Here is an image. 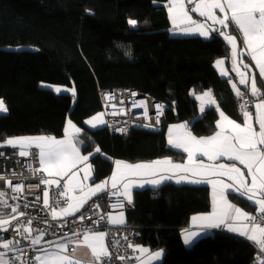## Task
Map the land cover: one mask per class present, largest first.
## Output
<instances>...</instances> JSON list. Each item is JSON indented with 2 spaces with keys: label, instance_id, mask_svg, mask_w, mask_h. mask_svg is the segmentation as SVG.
<instances>
[{
  "label": "trees",
  "instance_id": "trees-1",
  "mask_svg": "<svg viewBox=\"0 0 264 264\" xmlns=\"http://www.w3.org/2000/svg\"><path fill=\"white\" fill-rule=\"evenodd\" d=\"M230 56V46L217 35L173 38L166 0H0V99L8 108L0 116V143L22 136L63 138L71 118L81 129L83 152L100 149L92 160L96 181L107 179L117 160L184 161L168 144L167 126L185 123L205 137L219 120L214 108L200 114L193 92H215L219 106L242 119L230 81L214 68ZM45 85L74 87L75 95ZM114 88L136 89L165 103L163 130L118 137L107 126L89 129L85 121L102 112L101 92ZM134 199L126 226L137 232L139 245L165 251L161 264H255L254 246L226 233L184 245L182 231L192 216L211 210L208 186L166 183L138 190Z\"/></svg>",
  "mask_w": 264,
  "mask_h": 264
},
{
  "label": "snow or ice",
  "instance_id": "snow-or-ice-1",
  "mask_svg": "<svg viewBox=\"0 0 264 264\" xmlns=\"http://www.w3.org/2000/svg\"><path fill=\"white\" fill-rule=\"evenodd\" d=\"M188 4L193 6L189 8ZM166 7L173 31L195 34L206 39L214 38L212 33H216L230 45L233 71L240 77L239 83L249 87L251 95L258 98V102L254 105L255 125L253 113L248 111V105L241 104L243 123H237L221 111L219 113L220 120L217 124L220 130L215 135L206 138L198 139L190 132L176 134L179 129L187 128V125L174 126L169 129L168 143L175 148L183 149L188 154L187 164H175L169 159L135 164L117 160L115 161V172L108 179L95 183L94 186L85 183L91 178L92 167L85 163L89 156L82 155L77 146L80 143L78 136L81 129L71 120L67 122L68 126L65 129L63 139L46 135L22 136L7 138L3 143H0V147L16 148L21 157L34 155L38 159L39 168H32L30 163L26 167L36 173L46 174V177L39 181L40 184L54 185L61 189L57 200L54 201L55 206L49 203V192L47 190L43 192V204L45 208H50L53 220L74 215L89 199L101 192L110 193L112 197H123L130 204L133 185L139 184L140 187H143L144 183L158 185L166 179H173L177 172L180 173L177 179L178 183L210 184L212 186L213 210L207 215L193 216L191 218L192 224L200 229L224 227L230 232L245 237L259 250L255 264H264V92L257 87L256 74L252 73L249 76L250 65L243 63L242 60L247 54L258 69L259 76L264 78V0H187V3L186 0H166ZM217 12L222 15H218ZM190 13H198L200 17L204 18L203 21L198 22L193 19ZM230 22L238 29L242 37L243 48L239 51L237 37L228 32ZM128 23L134 27L137 25V21L133 19H130ZM238 58H240L239 63ZM223 63V60H218L216 66L221 67ZM221 75L227 76L228 73L222 71ZM231 87L235 90L237 97L243 95L235 83H232ZM54 91L59 93L61 88L56 87ZM66 91H70L73 96L75 95L74 87L70 90L66 89ZM132 95L135 96L136 93H132ZM108 98L114 99L111 95ZM196 99L201 102V112H204L206 104L218 107L210 91L196 96ZM121 103L123 102L121 101ZM140 106L144 107V103L141 102ZM156 108L158 114L162 112V105L157 104ZM7 111L3 99H0V113H7ZM103 116V113H99L86 120L85 123L95 128L106 123ZM256 125H258V131ZM118 131L123 132L125 129L120 128ZM32 149H35L36 152L33 153ZM99 151L100 149L96 148V152ZM0 155L3 154L0 153ZM197 155L201 157L199 162L195 159ZM203 157H207L208 161H217L224 157L233 163L206 164L203 162ZM237 162L243 166V169L237 166ZM80 164H84V167L78 168ZM169 172L172 174H161ZM81 173H83L82 179ZM138 177L151 178L139 181L135 179ZM0 178L3 177L0 176ZM65 178L67 179L65 180ZM62 180H65L63 184H61ZM6 183L17 193L23 191V184L12 185L11 181ZM229 194L238 195L240 198L251 202L261 214L259 222L257 216L251 215L231 203L228 200ZM12 199L16 200L19 197L13 196ZM61 199L65 205L63 207H59ZM0 204L10 208L11 215L9 218L0 216V229L7 231L6 226L10 225L11 220L25 216V213L18 212V204L15 206L7 204L4 191H0ZM123 206L119 200L112 204L114 209L123 208ZM95 207L99 208V204L97 203ZM107 218L114 225H123L126 222L123 212L118 215L109 213ZM80 219L83 220L84 217L81 216ZM100 219L102 220L104 217L101 216ZM95 223H99V220ZM26 225L27 227L20 225L15 231L19 232L20 228L24 227L27 233L25 239H30L33 246L39 244L45 233L37 229L40 231V235L32 238V221L27 220ZM75 235L79 236L80 234L76 233ZM107 235L103 231L87 229L82 240L72 243L90 249L93 258L91 264H96L102 258L111 259V254L105 243ZM199 235L201 233L198 231L186 229L183 237L184 243L191 244ZM14 243L19 244V241L4 242L0 244V247L10 251ZM128 246L146 257V259L141 260V264H152L154 260L162 256L161 251L153 253L147 248L134 246L131 243ZM56 249L55 252L43 250L45 254L34 256V261L36 264H82L81 260L67 254L69 251L68 243L56 244ZM17 251L22 253L23 249L17 248ZM75 251L76 249L73 248L72 252ZM6 256V252H0V264H10V259ZM15 259L23 264L21 256ZM119 259L123 260L124 257H119Z\"/></svg>",
  "mask_w": 264,
  "mask_h": 264
},
{
  "label": "built area",
  "instance_id": "built-area-1",
  "mask_svg": "<svg viewBox=\"0 0 264 264\" xmlns=\"http://www.w3.org/2000/svg\"><path fill=\"white\" fill-rule=\"evenodd\" d=\"M242 96L238 97L237 110L242 115L240 110L241 104L248 105V111L254 110L255 101L248 91H241ZM132 93H136L135 96ZM215 95V92H212ZM111 95L114 99H109ZM121 101L123 103H121ZM102 113L106 120L107 127L113 136L126 137L135 130L147 131V132H160L165 126V113L166 104L157 100H154L148 96L143 95L140 91L130 88H114L109 90H103L101 92ZM144 103V107L140 106V103ZM162 105V112L158 114L156 105ZM123 128L125 131L121 132L118 129ZM33 153L35 149L31 150ZM0 153V191L6 193V199L8 205H19L18 212H24L25 216L18 219L11 220V223L7 227V231L0 229V242L1 241H19V244H13L12 250H2L0 252H6V258L10 259V264H21L20 261L15 258L22 257L23 264H36L34 256L37 255V251L34 246L31 245L30 239H25V228L21 227L19 232L15 231L20 225H26L27 220L32 221V233L40 234V231L44 232V236L51 240H58L75 236L76 233L83 234L87 229L92 230H104L107 235V247L111 254V259L102 258L101 261L96 264H131L136 256V252L128 245L131 243L136 246L139 235L137 232L127 226H112L108 221V214H114L117 212L131 211L135 209V203H128L126 200H119L123 203V208H112V204L118 200L110 197L109 194L100 195L88 202L84 208L66 219L53 220L50 214V208H45L43 204V192L48 190L49 203L52 206L54 201L58 198V193L61 189L55 186H48L40 184L39 181L46 177L44 173H36L33 170L26 167L28 163L32 165V168H39L38 159L34 155L29 157H21L18 154L16 148H1ZM7 181H11L12 185L23 184V191L17 193L13 188L8 187ZM63 184V182H61ZM13 196H18L19 199H12ZM39 197V199H37ZM99 204V208L95 205ZM64 202L61 199L59 207H63ZM11 215L10 208L0 204V216L9 218ZM260 213H256L258 222ZM84 219L81 220L80 217ZM103 216L104 219H100ZM99 220V223L95 221ZM39 229L40 231H37ZM127 237V239H125ZM17 248L23 249V252L17 251ZM256 249V257L259 250ZM119 257H124L123 260ZM256 259V258H255Z\"/></svg>",
  "mask_w": 264,
  "mask_h": 264
},
{
  "label": "crops",
  "instance_id": "crops-1",
  "mask_svg": "<svg viewBox=\"0 0 264 264\" xmlns=\"http://www.w3.org/2000/svg\"><path fill=\"white\" fill-rule=\"evenodd\" d=\"M186 3H187V0H186ZM192 6H193V5L188 4V7H189V8H191ZM166 8H167V7H166ZM190 14L193 16V19L197 20L198 22L203 21V19H204L203 17H200V16L198 15V13H190ZM217 14H218V15H222V14L219 13V12H217ZM168 17H169V15H168ZM169 21H170V19H169ZM170 23H171V21H170ZM172 29H173V26H172V24H171V36H172L173 38H201V39H203V40H211V39H213V38H208V39H206V38H204V37H202V36L195 35V34H183V33H180L178 30H177V31H173ZM228 32H230L232 35H235V36L237 37V41H238V45H239L238 51L241 50V49L243 48L242 37H241V35L239 34L238 29H236L235 26H234L231 22L229 23ZM215 35H216V33H212V37H215ZM229 46H230V45H229ZM230 48H231V47H230ZM218 60H223V61H224L223 65H222L221 67H217V66H216V62H217ZM218 60L215 61V63H214V68H215V70L217 71V73L219 74V76H220L222 79H228V80L230 81L231 85H232V83H235V84L237 85V87L240 89V91H248V92L251 94V91H250V88H249V87H247L246 85H242V84L239 83V79H240V77L237 75V73H236L235 71H233L232 56H230L229 58H220V59H218ZM242 60H243V63H245V64H249V65H250V68H249V70H248V71H249V76H251L252 73H255V74H256V84H257V87H258L262 92H264V78H261V77L259 76V71H258V69L255 67L254 62L251 61V58H250L247 54L244 55V57L242 58ZM239 61H240V58H238V63H239ZM241 70L243 71L244 69H241ZM222 71H226V72L228 73V75H227V76H225V75H221V72H222ZM55 87H56V86H49V85H48V87H46V88H49V89L54 90ZM61 89L64 90L63 93H71L70 91H69V92L66 91V89H64V88H61ZM67 90H69V89H67ZM233 90H234V89H233ZM206 92H209V91H206ZM210 92L212 93V91H210ZM234 92H235V90H234ZM203 93H205V92H202V93H200V92H193L192 95H193V97L196 99V96H200V95H202ZM212 96H213V98L216 100V104L218 105V107H216V106H210V105H207V104H206V105H205V110H204V112H201V111H200V103H201V102H200V100L196 99L197 102H198V105H199V111H200V114H201V115L204 114V113L206 112V110H208V109H210V108H214V109L216 110V112L218 113V116H219V113H220L221 111H223V112L225 113V115L228 116L230 119L235 120L237 123H243V117H242L241 114H239V115L242 117L241 120H239V119H235V118H232L230 115H228V114H227V113H226V112H225V111L219 106V101H218L216 95H213V93H212ZM251 96H252V95H251ZM252 97H253V96H252ZM253 99H254L255 103L258 102V98H257V97H253ZM6 107H7V106H6ZM7 109H8V108H7ZM238 113H239V112H238ZM252 113H253V116H254V120H253V122H254V125H255V107H254V110L252 111ZM7 114H8V111H7V113H0V116H1V115H2V116H5V115H7ZM89 119H90V118H89ZM103 119L105 120L104 116H103ZM219 120H220V116H219ZM219 120H218V122H219ZM105 121H106V120H105ZM182 124H183V125H187V124H185V123H173V124H170V125L167 126V128H166V131H167V140H168V137H169V129H172L174 126H178V125H182ZM87 126L90 127V125H87ZM256 127H257V131H258V130H259L258 125H256ZM219 130H220V129H219V127L217 126V130H216L213 134H211V135H209V136L215 135V133L218 132ZM184 132H190L193 136L197 137L198 139H199V138H206V137H209V136L198 137V136L194 135V134L192 133V131L189 129L188 125H187V128H185V129H179L178 132H177L176 134H181V133H184ZM79 135H80V134H79ZM31 137H35V136H31ZM63 138H64V137H63ZM63 138H57V139H63ZM78 140H79V138H78ZM79 141H80V140H79ZM168 144H169V143H168ZM77 146L80 148V151H81V154H82V155H87V156H89L88 161H86L85 163L90 164L91 167H92V175H91V178H90L88 181H86L85 183L89 184L90 186H94L95 183H100V182L106 180V179H104V180H100V181H96V180H95V172H94V167H93V164H92V160H93V158H95V157L98 155V153H97V152L84 153V152H83V145L81 144V141H80V143H78ZM169 146H170L173 150L178 151V152L184 154V156H185V160H184V161H174V160L171 159V158H162V159H157V160L169 159V160H171V161H172L173 163H175V164H187V163H188V154H187L186 152H184L183 149H181V148H175V147H173V146L170 145V144H169ZM1 148H2V147H0V149H1ZM195 159L197 160V162H199V161L201 160V157H200L199 155H197V156L195 157ZM202 159H203V162L206 163V164H207V163H215V164H220V163L231 164V163H233L232 161H228L227 158H224V157L220 158V159L217 160V161H208V160H207V157H203ZM119 161H120V160H119ZM153 161H156V160L145 161V162H138V163H151V162H153ZM123 162H126V161H123ZM126 163H129V162H126ZM131 164H135V163H131ZM237 166H239V167H241V168L243 169V166L239 165L238 162H237ZM83 167H84V164H80V165H78V168H83ZM114 172H115V161H114V163H113V169H112V172H111L110 176H111ZM161 174H162V175H164V174H166V175H171L172 173L169 172V173H161ZM179 175H180V173L177 172L173 179H170V180H169V179H166V180L162 181V182H161L160 184H158V185H152V184H148V183H144L143 187H140L139 184H135V185H133V187H132V189H131V195H132V202H131V203H135V199H134V198H135V192H136V191H138V190H144V189H148V188H159V187L163 186V185L166 184V183H174V184H176V185H197V186H208V187L210 188L211 196H212V186H211L210 184H206V183L196 184V183H188V182H179V183H178V182H177V179L179 178ZM245 175L247 176V172H246V170H245ZM80 176H81V179H82V177H83V173H81ZM110 176H109V177H110ZM109 177H108V178H109ZM108 178H107V179H108ZM150 178H151V177H138V178H135V179H137V180H139V181H142V180L150 179ZM66 179H67V178H65V180H66ZM224 179L226 180V178H224ZM65 180H62L61 182L64 183ZM52 186H54V185H52ZM47 191H48V190H47ZM77 194H79V193H77ZM106 194H109V195H110V193H107V192H101V193H99L98 195L93 196L91 199H89V200L87 201V203L90 202L92 199L96 198L97 196H100V195H106ZM42 196H43V195H42ZM110 197L113 198V199H116V200H126V199H124L123 197H119V198H117V197H112L111 195H110ZM235 197L240 198L238 195L229 194V195H228V200H229L231 203L235 204L237 207H240V208H242L244 211L250 213L251 215H255L256 213H258L257 208H256L254 205H252L251 202H248V201L245 200V201L248 203V207H243V206H241V205L236 204V203L234 202V200H233V198H235ZM241 199H242V198H241ZM243 200H244V199H243ZM42 201H43V199H42ZM87 203H85V204L83 205V207H82L78 212H80V211L84 208V206H85ZM212 210H213V202H212V205H211V210H210L209 212H207V213L195 214V215H193V216L207 215V214L211 213ZM78 212H76L75 214H77ZM119 213H120V212H117V213H114V214H112V215H118ZM75 214H74V215H75ZM123 214H124V218H125V221H126L125 224H123V225H114V224H112V226H126V225H127V223H128V212L125 211V212H123ZM74 215H71V216H74ZM71 216L60 217V218H57V219H66V218H69V217H71ZM193 216H192V217H193ZM186 229H187V230H192V231H198V232L201 233V235H199L197 238H195L191 244H185V243H184V239H183V237H184V234H185V230H186ZM186 229H184V230L182 231V239H183V243H184V245H185L187 248L192 247L193 245H195V244H196L198 241H200L201 239L206 238V237H209V236H214V235L217 234V233H226V234L231 235L232 237L242 239V240H244V241L249 242L251 245H253L252 242H251V241H248L245 237H242V236H240V235H238V234H236V233L230 232V231H228V230H227L226 228H224V227H220V228H211V229H200V228L194 226V225L192 224L191 220H190V224H189V226H188ZM95 231H103V232H105L104 230H95ZM83 234H84V233H83ZM83 234H80L79 236L75 235V236H72V237L63 238V239H58V240H51V239H49L48 237L43 236V239L41 240V242H40L39 244L35 245V246H34V249L37 251V255H41V256H43V255L45 254L43 250L46 249V250L49 251V252H55V251H57V249H56V244H59V243H68V244H69V251H68V253H67L68 255H70V256H74L75 258L81 260V261H82V264H91L93 258H92V256H91L90 249H88L86 246H83V245L77 246L75 243H72L73 241L82 240V239H83ZM38 235H40V234L34 233V234H33V238H35V237L38 236ZM4 242H6V241L3 240V241L0 242V244H2V243H4ZM105 243H106V245H107V237H106ZM136 246H141V247L147 248V249L150 250V252H153V253L156 252V251H161V252H162V256H161L159 259L154 260V261L152 262V264H161V263L164 261V258H165V251H164V250H161V249H160V250H151L150 248H148V247H146V246H143V245H139L138 243H137ZM0 248H1L2 250H4V251L6 250V249H3L2 247H0ZM73 248L76 249V251H75L74 253L72 252V249H73ZM254 248H256V247H254ZM135 252H136V256H135L134 261H133L131 264H141V260H142V259H146V257L143 256V255H142L141 253H139L138 251H135ZM137 257H140V259H137Z\"/></svg>",
  "mask_w": 264,
  "mask_h": 264
},
{
  "label": "rangeland",
  "instance_id": "rangeland-1",
  "mask_svg": "<svg viewBox=\"0 0 264 264\" xmlns=\"http://www.w3.org/2000/svg\"><path fill=\"white\" fill-rule=\"evenodd\" d=\"M132 26V25H131ZM132 27H134V26H132ZM44 87H48V85H45ZM56 88V87H55ZM64 90L63 89H61V92H63ZM69 92V91H68ZM102 113V112H101ZM69 120H71V118H69ZM68 120V121H69ZM72 121V120H71ZM72 123H74L73 121H72ZM87 125V124H86ZM67 126H68V124H67ZM105 126H107V124L106 123H104V124H102V125H98L97 127H95V128H93V127H89V126H87L89 129H91V130H94V129H98V128H101V127H105ZM78 127V126H77ZM67 128V127H66ZM81 133V132H80ZM11 138H15V137H11ZM10 147V146H9Z\"/></svg>",
  "mask_w": 264,
  "mask_h": 264
},
{
  "label": "bare ground",
  "instance_id": "bare-ground-1",
  "mask_svg": "<svg viewBox=\"0 0 264 264\" xmlns=\"http://www.w3.org/2000/svg\"><path fill=\"white\" fill-rule=\"evenodd\" d=\"M123 212H125V211H123ZM128 212V211H127ZM58 220H62V219H56V221H58ZM138 243V242H137ZM97 263V262H96Z\"/></svg>",
  "mask_w": 264,
  "mask_h": 264
}]
</instances>
